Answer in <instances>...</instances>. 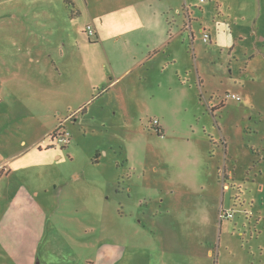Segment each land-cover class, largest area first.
I'll return each instance as SVG.
<instances>
[{
  "label": "rangeland",
  "instance_id": "obj_1",
  "mask_svg": "<svg viewBox=\"0 0 264 264\" xmlns=\"http://www.w3.org/2000/svg\"><path fill=\"white\" fill-rule=\"evenodd\" d=\"M263 157L264 0H0V264H264Z\"/></svg>",
  "mask_w": 264,
  "mask_h": 264
},
{
  "label": "built area",
  "instance_id": "obj_2",
  "mask_svg": "<svg viewBox=\"0 0 264 264\" xmlns=\"http://www.w3.org/2000/svg\"><path fill=\"white\" fill-rule=\"evenodd\" d=\"M90 31V36L94 37L96 32L92 30L91 27L88 28ZM210 36L208 34L205 35V41L207 42L209 40ZM155 123H158L157 121ZM68 135L67 134H63V135H59V138L57 140V142L61 145H68V143H70V139H68Z\"/></svg>",
  "mask_w": 264,
  "mask_h": 264
},
{
  "label": "crops",
  "instance_id": "obj_3",
  "mask_svg": "<svg viewBox=\"0 0 264 264\" xmlns=\"http://www.w3.org/2000/svg\"><path fill=\"white\" fill-rule=\"evenodd\" d=\"M74 7H75V5H74ZM208 35H209V34H208ZM209 36H210V35H209ZM94 37H96V38H97V40H96V41L98 42V40H99V39H98V35H97V34H95V36H94ZM94 37H93V38H94ZM209 41L211 42V36H210V38H209V40H208L207 42H209ZM90 42H92V41H90ZM205 42H206V41H205ZM200 84H202V83H200ZM202 85H203V84H202ZM214 109H216V108H214ZM158 121H159V120H158ZM159 123H160V121H159ZM159 125H160V124H159ZM226 147H227V146H226ZM263 159H264V157L262 158V160H263Z\"/></svg>",
  "mask_w": 264,
  "mask_h": 264
},
{
  "label": "trees",
  "instance_id": "obj_4",
  "mask_svg": "<svg viewBox=\"0 0 264 264\" xmlns=\"http://www.w3.org/2000/svg\"><path fill=\"white\" fill-rule=\"evenodd\" d=\"M158 133L160 134V136L163 135V130L162 129H157ZM55 135V134H54Z\"/></svg>",
  "mask_w": 264,
  "mask_h": 264
}]
</instances>
